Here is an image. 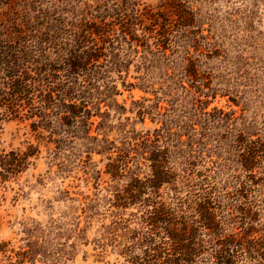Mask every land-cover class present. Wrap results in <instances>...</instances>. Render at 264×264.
I'll list each match as a JSON object with an SVG mask.
<instances>
[{"label":"rangeland","instance_id":"374dc122","mask_svg":"<svg viewBox=\"0 0 264 264\" xmlns=\"http://www.w3.org/2000/svg\"><path fill=\"white\" fill-rule=\"evenodd\" d=\"M29 21H104L121 65L96 82L86 125L35 126L0 106V151L27 153L0 178V264H127L154 201L204 190L251 207L264 240V0H0L1 40ZM153 150L174 174L156 189ZM231 215L227 231H241Z\"/></svg>","mask_w":264,"mask_h":264},{"label":"trees","instance_id":"16d2710c","mask_svg":"<svg viewBox=\"0 0 264 264\" xmlns=\"http://www.w3.org/2000/svg\"><path fill=\"white\" fill-rule=\"evenodd\" d=\"M14 27L16 38L9 42L0 39V65H5L2 69L7 77L3 82L7 89L0 86V106L14 118H20L21 113L38 116L35 126L48 127L54 120L65 125H86L90 116L86 103L90 95L101 93L96 82L109 68L121 65L110 25L104 21L69 25L59 21L42 29L29 21L25 34L19 25ZM159 152L153 150L150 157L154 175L148 182L155 189L166 177L174 176L162 169L166 159ZM26 154L0 151V178L22 169ZM250 157L248 154L244 158L245 168L250 167ZM236 197L234 193L215 195L213 190H204L190 193L175 206L154 201L142 213L140 228L132 231L133 242L121 251L125 262L264 264V240L251 236L254 227L245 220L251 207L237 204ZM129 199L133 201L136 195L131 193ZM223 201L242 214L241 231H227L234 217L229 208L228 216L218 214L224 208ZM184 202L189 213L181 208Z\"/></svg>","mask_w":264,"mask_h":264}]
</instances>
